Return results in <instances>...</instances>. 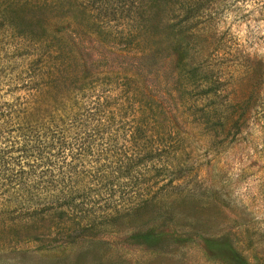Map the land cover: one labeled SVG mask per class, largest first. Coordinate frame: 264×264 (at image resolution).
Listing matches in <instances>:
<instances>
[{
  "label": "rangeland",
  "instance_id": "1",
  "mask_svg": "<svg viewBox=\"0 0 264 264\" xmlns=\"http://www.w3.org/2000/svg\"><path fill=\"white\" fill-rule=\"evenodd\" d=\"M111 2L0 0V264H264V0H198L186 52ZM32 187L93 231L35 222Z\"/></svg>",
  "mask_w": 264,
  "mask_h": 264
},
{
  "label": "trees",
  "instance_id": "2",
  "mask_svg": "<svg viewBox=\"0 0 264 264\" xmlns=\"http://www.w3.org/2000/svg\"><path fill=\"white\" fill-rule=\"evenodd\" d=\"M29 1L30 0H19V4ZM101 1L102 9L108 10L112 8L111 1L113 0ZM114 2H116V4L124 5V7L126 8V12H128L129 14L132 13L133 6L138 8V13L140 10L141 17L140 14H138V17L143 22L142 26L138 28V31L140 33L151 30V24L152 27H158V25L162 23V26L164 28L163 31L172 35L174 41L181 45L185 52L187 51L188 46L186 42L192 40L195 35H198L199 30L194 27L195 23H197L196 16L199 15L201 10V5L197 3L198 0H114ZM44 5L45 4H42L40 2H35L30 4L29 7L32 8V10H39L44 9ZM155 18H158V20H153ZM166 19L168 20V22L166 21ZM130 21L134 22L133 20ZM153 22H155V24H153ZM128 35H130V33H127L126 37H128ZM56 75H58V72L56 73ZM56 80L57 76H55L53 85H56ZM128 82H132V80L126 78L123 82H119L118 86L123 89V92L127 99L132 102L135 96L138 94L136 91H131V89H129ZM44 91V88L40 90L42 96H44ZM61 106L64 108L65 112L71 114L74 113L73 111L77 109L78 104L72 103L71 100H66L62 103ZM150 112L151 108H149L146 104L141 106V108H138L139 115L146 118L150 116ZM232 125L237 127L238 122L234 121L232 122ZM220 127H222V125H220ZM143 128L144 124L140 122L139 129L135 132L141 134L145 131L143 130ZM163 147L167 148L168 144L164 145ZM68 182H73V180L69 178ZM51 184L53 183H49V185ZM32 188L33 189H28L26 194L28 207H34L30 215L35 218V222H37L38 224L47 222L48 226L52 223L55 225L70 223L76 227L75 230L84 231V233L89 234L93 231V221L87 220L84 223H80L78 220L82 218L83 215L71 212L76 209L74 200L75 197H77L76 195H74L72 190L63 191V189H60L57 190L54 195H51L46 189H44V187ZM145 206L143 205V207ZM140 208L142 207L135 209V211ZM78 209H80L81 213L83 212L82 206H80ZM21 232L24 233L23 237L26 239H31V237L34 238L32 234L31 236L28 234L27 225H22L20 226V228H17L16 233L20 234ZM63 237L69 240V238H71L72 236L70 233H68Z\"/></svg>",
  "mask_w": 264,
  "mask_h": 264
}]
</instances>
